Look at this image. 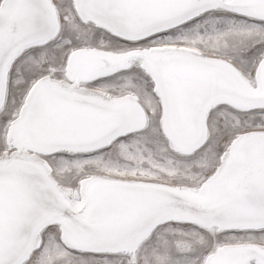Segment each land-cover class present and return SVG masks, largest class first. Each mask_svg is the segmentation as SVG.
<instances>
[{"label":"snow or ice","instance_id":"1","mask_svg":"<svg viewBox=\"0 0 264 264\" xmlns=\"http://www.w3.org/2000/svg\"><path fill=\"white\" fill-rule=\"evenodd\" d=\"M0 264H264V0H0Z\"/></svg>","mask_w":264,"mask_h":264}]
</instances>
